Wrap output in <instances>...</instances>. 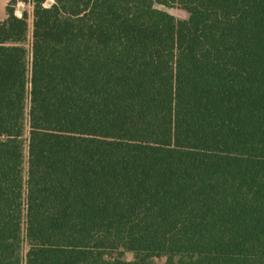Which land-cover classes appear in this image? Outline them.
<instances>
[{"label": "trees", "instance_id": "trees-1", "mask_svg": "<svg viewBox=\"0 0 264 264\" xmlns=\"http://www.w3.org/2000/svg\"><path fill=\"white\" fill-rule=\"evenodd\" d=\"M18 1L0 21V264H264V0H83L86 130L32 127L26 154Z\"/></svg>", "mask_w": 264, "mask_h": 264}, {"label": "rangeland", "instance_id": "rangeland-1", "mask_svg": "<svg viewBox=\"0 0 264 264\" xmlns=\"http://www.w3.org/2000/svg\"><path fill=\"white\" fill-rule=\"evenodd\" d=\"M10 0H0V21ZM177 19L187 13L176 7H159ZM27 11L29 27V94L25 118L26 139L29 130H86V93L84 60L83 0H31L15 5V14ZM122 258L132 260L130 252ZM163 264L164 258H156Z\"/></svg>", "mask_w": 264, "mask_h": 264}]
</instances>
